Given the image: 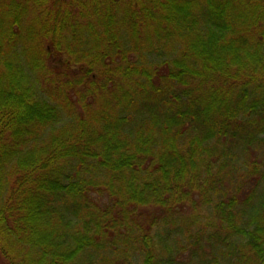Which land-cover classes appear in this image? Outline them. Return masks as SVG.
Segmentation results:
<instances>
[{"label": "trees", "instance_id": "obj_1", "mask_svg": "<svg viewBox=\"0 0 264 264\" xmlns=\"http://www.w3.org/2000/svg\"><path fill=\"white\" fill-rule=\"evenodd\" d=\"M6 264H264V0H0Z\"/></svg>", "mask_w": 264, "mask_h": 264}, {"label": "rangeland", "instance_id": "obj_2", "mask_svg": "<svg viewBox=\"0 0 264 264\" xmlns=\"http://www.w3.org/2000/svg\"><path fill=\"white\" fill-rule=\"evenodd\" d=\"M0 264H6V262L4 261V259L0 256Z\"/></svg>", "mask_w": 264, "mask_h": 264}]
</instances>
